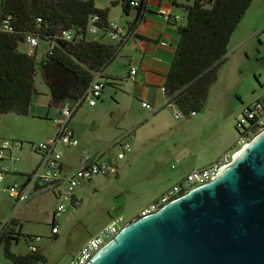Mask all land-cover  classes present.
<instances>
[{
  "label": "crops",
  "instance_id": "crops-1",
  "mask_svg": "<svg viewBox=\"0 0 264 264\" xmlns=\"http://www.w3.org/2000/svg\"><path fill=\"white\" fill-rule=\"evenodd\" d=\"M130 1L94 0L95 6L105 14V23L110 21L117 23L122 28L123 38L125 36L127 38L111 41L116 46V50L111 60L100 71L99 79L103 82V88L96 104L91 106L86 102L80 103L68 122V128L77 138V144L71 146L58 143L56 147L62 152L61 173L76 168L82 159L83 151L97 159L105 160L115 169L117 167L116 172L110 175L118 178L121 174H125L124 171H127V175H133L138 162L132 182L142 180L137 183L140 186H137L135 190L138 195L149 193L147 200L151 202L171 185L181 182L187 172L211 164L224 152L232 149L238 133L232 128L233 118L229 119L225 128H221L220 119L226 117L225 107L228 104L227 99L218 96V90L215 92V97H210L211 87L216 81L211 85L205 105L200 112L176 119L173 114L181 110L179 107L175 104L161 106L166 100L161 87L164 86L166 74L174 56L177 34L174 21H166L159 16L158 9L167 8L172 15H178V21H180L182 8L190 5L191 0H135L139 3L138 6H131ZM249 9L231 34L228 44L229 48L241 45L238 49L245 54L254 48L255 40L262 41V34H264L263 11L259 14H250ZM249 15L252 16L251 22L246 20ZM86 35L91 39L110 41L106 28L97 27L93 32L87 30ZM47 48L46 42H39L36 49L37 57L44 54ZM23 50L26 51L27 48ZM236 50L232 52L230 58ZM133 68L135 73L131 74L130 70ZM40 76L42 81L38 85H42L45 90L42 92L37 89L29 113L20 116L24 118H14L13 121L6 123L5 125L8 124V126L0 133V141L8 139L22 142L21 148L6 150L0 159V166L4 164L9 166L1 173L0 207L2 201L7 205V210L10 209L7 211L8 214L0 217V229L1 224L10 216L15 206V201L7 194V187L13 183H26L28 175L40 167L42 152L38 150L36 144L54 136L55 124L52 119L59 108L74 101L76 104L88 87L81 96L73 99L74 101L56 100L45 84V77L41 73ZM262 95L264 92L255 94L246 106L248 107ZM142 102L149 103L151 108H157V110L149 114V110L142 107ZM192 116H198L197 120L193 122L183 120L184 117L188 119ZM218 127L221 131L215 135L214 130ZM123 143L130 145V151L119 159L117 154L121 152ZM215 143L218 146L211 148ZM112 149H115L113 153ZM12 156L17 157V160L14 161ZM92 178L81 180L77 188L75 187V195L80 196L79 188L84 183L82 181L89 182ZM158 184L160 185L156 189ZM59 190L60 187H57L53 194L56 196ZM49 191L51 190L42 191L17 207L13 222L0 236V246L8 242L9 250L13 253L24 254L29 251L28 245L33 241L30 240V243L29 237L33 239L39 236L24 234L19 218L15 214L23 204ZM2 194L6 195V198ZM148 204L142 205L139 210ZM53 209L51 224L52 222L58 224L56 219L53 220ZM137 214L132 218H135ZM112 217L114 216H110L109 220ZM15 232H19V239L11 237ZM8 236L12 239L6 241ZM21 238L24 239L25 252L16 247ZM39 241L40 238L32 245L44 256L37 244ZM84 242L69 255L64 264L75 256ZM12 246L14 249H11Z\"/></svg>",
  "mask_w": 264,
  "mask_h": 264
},
{
  "label": "trees",
  "instance_id": "trees-1",
  "mask_svg": "<svg viewBox=\"0 0 264 264\" xmlns=\"http://www.w3.org/2000/svg\"><path fill=\"white\" fill-rule=\"evenodd\" d=\"M252 1L191 0L182 8L181 20L174 21L177 41L164 87L185 115L203 109L218 69L228 58L230 36ZM93 15L99 16L95 25L105 29V14L94 0H0V114L29 113L37 82L42 81L40 73L56 100H75L94 73L100 76L116 46L111 41L88 38L86 28ZM4 20L9 30L3 28ZM61 29H71L72 38H62ZM27 35L34 36L38 44H48L44 54L37 57L38 44L21 49ZM8 244L3 252L13 264L46 262L38 249L16 254Z\"/></svg>",
  "mask_w": 264,
  "mask_h": 264
},
{
  "label": "water",
  "instance_id": "water-1",
  "mask_svg": "<svg viewBox=\"0 0 264 264\" xmlns=\"http://www.w3.org/2000/svg\"><path fill=\"white\" fill-rule=\"evenodd\" d=\"M85 264H264V129L211 180L126 222Z\"/></svg>",
  "mask_w": 264,
  "mask_h": 264
},
{
  "label": "built area",
  "instance_id": "built-area-1",
  "mask_svg": "<svg viewBox=\"0 0 264 264\" xmlns=\"http://www.w3.org/2000/svg\"><path fill=\"white\" fill-rule=\"evenodd\" d=\"M131 6H138V2L131 0L129 2ZM159 16L163 17L166 21H177L178 15H172L170 11L165 7L158 9ZM99 20L98 15L90 17L87 30L93 32L97 29L95 23ZM3 28L9 30L7 20L3 21ZM107 37L110 41L125 40L127 36L123 38L122 28L115 22L110 21L106 24ZM60 35L66 40H70L73 36L71 29H61ZM25 43L29 48H35L38 44L37 39L34 36L27 35ZM53 46L50 45V49ZM131 74L135 73V69L130 70ZM94 77L91 79L90 84L82 94V96L71 104L63 105L59 108L58 115L52 120L55 124L54 136L44 142H38L37 148L42 152V161L40 167L28 175V181L24 184L13 183L7 187V194L15 201V206L10 213V216L1 224L0 236L3 234L10 224L13 222L14 213L17 207L28 201L36 194L42 191L54 190L60 187V190L56 194L57 202L53 209V220L59 218L68 209L79 206L82 202V198L79 195H75L74 189L77 187L81 180L89 179L95 175H110L116 172L115 167L112 164L107 163L105 160L97 159L91 156L86 151L82 152V159L79 165L71 171L61 173V159L62 152L56 147L58 143L63 145L75 146L77 144V138L72 135L71 130L68 128V122L72 117L75 109L80 103L86 102L88 105H95L103 88V82L99 79V73H94ZM161 91L165 94V87H161ZM166 95V94H165ZM142 107L149 110V114H152L156 109L151 108V105L147 102L141 103ZM171 106L174 103L170 97L166 95V100L161 106ZM182 110L174 112V118H182L184 116ZM236 131H238V137L235 146L220 155L211 164L195 168L186 173L183 180L179 183L171 185L156 199L149 202L147 206L142 208L137 216L146 215L175 198L176 196L186 192L190 188L203 184L211 180L224 166H226L231 158L246 144L250 139L259 131L264 129V95L257 98L252 102L241 115L236 119ZM22 146V142L19 140L3 139L0 141V159L3 157L4 152L8 149H19ZM121 152L117 154L119 159L123 158L125 153L130 151V145L123 143L121 145ZM14 161L17 157L12 156ZM9 166L6 164L0 166V179H2L1 173L6 171ZM16 169V168H15ZM55 194V193H54ZM53 223V222H52ZM126 223L122 216L112 217L101 229L94 235L90 236L84 244L80 247L75 256L67 264H85L92 255L99 250L107 241H109L117 231ZM58 231V224H52V232ZM39 237H34L32 243L37 241ZM31 243V241H30ZM29 244V251H35L36 247Z\"/></svg>",
  "mask_w": 264,
  "mask_h": 264
},
{
  "label": "rangeland",
  "instance_id": "rangeland-1",
  "mask_svg": "<svg viewBox=\"0 0 264 264\" xmlns=\"http://www.w3.org/2000/svg\"><path fill=\"white\" fill-rule=\"evenodd\" d=\"M249 8L250 14H259L262 11L264 14V0H253ZM246 20L251 22L252 16L249 15ZM255 41L254 48L250 49L248 54L239 51L238 48L241 45L229 48V58L218 69L217 80L211 87L210 97H215V92L218 90V96L227 99L226 117L220 119L221 128H225L229 119L233 118L232 128L236 132V119L247 108L248 101L253 99L255 94L264 92V34H262V41ZM26 48L28 50V45L22 44L21 49ZM234 50L236 52L230 58ZM112 67L116 66L112 65ZM37 83L39 84V81ZM37 89L42 92L45 90L42 85H37ZM40 98L44 97L40 96ZM197 117L192 116L188 119L184 117L183 120L193 122ZM14 118L21 119L24 117L14 113H2L0 133L8 126L5 124L13 121ZM221 128L218 127L214 130L215 135L221 131ZM216 146L218 144L215 143L211 148ZM114 151L115 149H112V153ZM138 165L137 162L136 168ZM136 168L133 175H127V171H124L125 174H121L120 178L115 177V175H95L91 179L92 181H82L84 183L79 188L82 205L72 210L68 209L66 213L56 218L58 223L56 234L52 232L51 212L57 199L52 191L43 193L23 204L15 216L19 218L24 234L39 236L40 241L37 244L46 257V262L38 261L36 264H64L69 255L86 241L90 234L105 224L110 216L119 215L129 221L140 211L142 205L149 203L147 200L149 193L138 195L135 190L137 186H140L137 183L142 180L132 182ZM159 185L155 188L157 189ZM2 195L3 197L6 196ZM9 210V208L7 210V205L1 201L0 217L8 214L7 211ZM19 241L16 247L25 252L24 239L21 238ZM11 249L14 247L12 246ZM0 264H13L4 255L3 246H0Z\"/></svg>",
  "mask_w": 264,
  "mask_h": 264
},
{
  "label": "flooded vegetation",
  "instance_id": "flooded-vegetation-1",
  "mask_svg": "<svg viewBox=\"0 0 264 264\" xmlns=\"http://www.w3.org/2000/svg\"><path fill=\"white\" fill-rule=\"evenodd\" d=\"M11 237L13 239H19L20 238L19 232H15Z\"/></svg>",
  "mask_w": 264,
  "mask_h": 264
},
{
  "label": "clouds",
  "instance_id": "clouds-1",
  "mask_svg": "<svg viewBox=\"0 0 264 264\" xmlns=\"http://www.w3.org/2000/svg\"><path fill=\"white\" fill-rule=\"evenodd\" d=\"M137 217V216H136Z\"/></svg>",
  "mask_w": 264,
  "mask_h": 264
}]
</instances>
